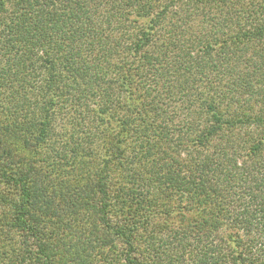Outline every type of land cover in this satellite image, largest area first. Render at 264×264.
<instances>
[{
  "label": "trees",
  "instance_id": "1",
  "mask_svg": "<svg viewBox=\"0 0 264 264\" xmlns=\"http://www.w3.org/2000/svg\"><path fill=\"white\" fill-rule=\"evenodd\" d=\"M8 233L29 264H264V0H0Z\"/></svg>",
  "mask_w": 264,
  "mask_h": 264
},
{
  "label": "rangeland",
  "instance_id": "2",
  "mask_svg": "<svg viewBox=\"0 0 264 264\" xmlns=\"http://www.w3.org/2000/svg\"><path fill=\"white\" fill-rule=\"evenodd\" d=\"M184 159L185 157L182 156V160ZM4 237H5V240L8 241V243L0 240L1 264H29L26 261L23 262L22 260H20V258H17L14 255V254H17L16 251H18V249L19 250L23 249V245H24L23 238L20 237L18 234H14V233H8V235H4ZM11 238H12V241H11ZM7 245H9L7 249L1 248L3 246L6 247Z\"/></svg>",
  "mask_w": 264,
  "mask_h": 264
}]
</instances>
